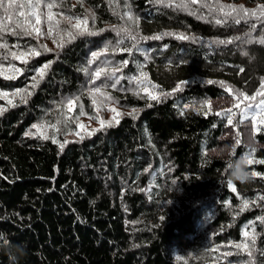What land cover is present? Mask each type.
<instances>
[{
  "label": "trees",
  "instance_id": "obj_1",
  "mask_svg": "<svg viewBox=\"0 0 264 264\" xmlns=\"http://www.w3.org/2000/svg\"><path fill=\"white\" fill-rule=\"evenodd\" d=\"M54 2L60 24L52 37L43 18L39 37L0 32V43L8 45L0 48V73L22 70L15 79L0 75V93L7 92L16 105L0 98V108L7 109L0 115V241L26 244L21 264H264V223L257 219L264 216V200L251 202L264 195V164L247 165L261 175L233 183V192L225 162L249 152L264 160V131L254 132L250 119L239 122L244 104L264 97L240 98L241 109L233 108L236 127L215 114L237 102L221 81L254 95L264 80V44L258 42L264 18L225 15L220 8L252 11L264 0ZM10 11L14 27L24 18ZM128 11L138 25L124 16ZM5 19L0 9V21ZM78 19H87L94 34L69 38L65 30L76 31ZM250 25L256 31L246 42ZM157 35L162 39H142ZM29 48L40 55L28 57L27 64L12 58V52ZM93 52L101 55L93 60ZM123 60L128 65L121 67ZM47 63L43 80L29 87ZM96 88L101 92L94 105ZM21 89L32 92L26 102L11 96ZM205 100L211 101L208 115ZM112 108L120 113L119 124L91 136L79 127L86 120L100 129L95 117L112 120ZM34 124L44 125L41 132ZM224 144L231 146L224 159L209 157L208 149ZM245 198L249 207L241 211ZM242 241L251 256L234 247ZM0 264H10L3 251Z\"/></svg>",
  "mask_w": 264,
  "mask_h": 264
},
{
  "label": "snow or ice",
  "instance_id": "obj_2",
  "mask_svg": "<svg viewBox=\"0 0 264 264\" xmlns=\"http://www.w3.org/2000/svg\"><path fill=\"white\" fill-rule=\"evenodd\" d=\"M125 4L127 5V0H124ZM157 2H160V0H157ZM191 2L193 4L197 3V0H191ZM58 5L54 2V0H28V3H20V4H16L15 0H0V9H3L4 13L6 14V19L3 21H0V32H11L12 34L16 35L19 34L17 32V30H20L22 32H24L25 34L28 35H32L33 33H35L36 36H42L43 33L41 32L40 28L37 27V25H40L42 23V18L44 20V22L48 23V36L52 37L53 32L57 31L59 33V24L60 21L56 19V16L58 15L57 13L53 12V9L56 8ZM206 7L208 5H205ZM46 9V13L45 12H41V8ZM177 7H186V5H177ZM14 9L15 11L19 12V15L21 17H23V21H15V26L11 27L10 25L13 22V15L14 12L10 11ZM221 11H223L225 13V15H232V13H242L243 14V18H255V19H261L264 18V4H260L257 6V8L255 10L249 11L248 9H245L243 7L237 9L235 7H229L227 9L224 8V6H221L220 8ZM124 16L127 17L128 20L133 21L134 23H136L138 25L139 21L138 19H136L135 17H133V15L131 14V11L125 12ZM33 18L35 20V23H33ZM53 21L55 23H53ZM68 22L71 24L72 20L71 18H68ZM217 24L221 23L219 20L216 21ZM236 23L239 24L240 20L237 19ZM262 23H264V20H262ZM73 28L76 29V31H67L65 30V34L69 37V38H75L76 35H83V34H89L92 35L94 34L88 27V20L84 19V20H76L75 24H73ZM250 29L251 31H249L248 33H246V35L249 37V41L246 42H251L252 40V32L256 31V26L255 25H250ZM121 31H125V29H121ZM165 35H173L172 33H166ZM177 39H181V40H187L189 39L187 36H181V35H177L176 37ZM0 39H2V37H0ZM61 40H63V37H60ZM131 39L135 40L136 37L132 36ZM142 39H147V40H151V39H155V40H160L162 39L161 36L157 35V36H149V37H143ZM235 39H241L240 37H235L233 38ZM56 41L54 40V43ZM259 43L264 44V37H262L259 41ZM119 43H123V41H119ZM220 44H231L233 43V40H227V41H219ZM8 45L7 43H0V48H4L7 49ZM58 47H63V43L58 44ZM44 51H48V49L45 47ZM124 51L127 52H131V49H124ZM245 55H247V53H244ZM40 55V53L38 51H36L33 48H29L27 51H20L19 53L17 52H12L11 56L13 59H18L20 60L22 63L27 64L28 63V57L30 56H38ZM101 55V53L99 52H93L92 53V59L96 60L99 56ZM128 65V60H123L121 62V67L123 66H127ZM51 64L47 63L45 65H43V67L39 68L36 71V76L32 77L33 79V83L29 86L31 88H35L37 86V84L39 83L40 80H43L44 75L47 71L48 68H50ZM116 71H120V68L118 67L116 69ZM239 71L242 73L244 71L243 68H240ZM22 70L20 68H15V67H10L8 69H5L2 73H0V75H3L5 79H15L17 77V75L21 74ZM103 73V70H97L94 75L96 78H99ZM142 76H145L146 78V74L141 73ZM37 77L39 79H37ZM143 81H141L142 83ZM183 83V82H182ZM208 83H212V81H209ZM221 86L224 87L225 91H227L229 93V95H231L233 97L234 101H237L236 103L233 104L232 107L226 108L224 111L222 112H216L215 114L219 117V116H224L227 119V123L229 126H233L236 127V123H234L233 117L236 116V112L233 111V108L235 109H241V97L243 98V101H252L255 102L257 101V97H264V80L261 81L259 88L257 89V91L255 92L254 95H249L246 94L243 90H234L233 88L228 87L223 81L220 82ZM153 88H155V85L152 86ZM181 87V85H177L176 88L174 90L178 91L179 88ZM145 91H147V88H145ZM101 92V90L99 88H96L91 95L93 96V104L95 105L97 103L95 97L97 95H99ZM32 92L28 91V89H21V90H17L13 93H11L12 97H20L21 100H25L26 96H31ZM167 95V94H166ZM0 98H4L7 99L8 104L12 107H15L16 105L13 104V100L9 99V94L7 92H2L0 93ZM105 99H108V97L105 96ZM150 99L156 100L158 99L157 96L155 95H150ZM74 102L73 101H69V105H72ZM203 106L207 107L208 111L206 113H204L205 115L211 114L212 112V107H211V101L205 100L203 102ZM7 109L6 108H0V115L3 114V112H5ZM71 110V109H70ZM97 111H99V109H97ZM110 111L113 113V117L112 120L110 121H104L102 119L99 118V116L95 117V119H97V121L100 124V129H93L92 132H87L84 129L83 125H79V127L85 131V134L88 136L94 135L95 132L105 128V127H111L113 122H115V124H119L120 121L118 119V117L120 116V113L116 111L115 108L110 109ZM133 112H135V110H133ZM248 113H251V116L249 117ZM81 115H83V111H81ZM135 118V117H133ZM246 119H250L251 123H252V129L254 132H262L264 131V128H261L260 126H264V99H260L257 103H247L244 104L243 109H241L240 111V121L242 122L243 120ZM237 122V123H239ZM33 128L37 129V132H41V129L44 127V125H36L34 124L32 126ZM25 135H32L31 132H27L25 133ZM77 136H79V138L81 140L84 139V136H81L79 133H76ZM41 136L43 139H48L49 137L47 136L46 132H42ZM237 137H239V133H237ZM52 142L53 143H58V141L55 139V136L52 137ZM240 140L237 139L235 141V143L238 145L240 144ZM68 143L67 141H65L64 144H60L59 147L61 149V151H63L65 144ZM232 155H235V150H233ZM245 160H246V164L247 165H252L253 163H259V164H264V160H256L253 158L252 152H249L248 154H246L244 156ZM251 177H257L260 176L261 174L256 172L255 170H252L251 172ZM228 187L235 192L236 191V187L234 186V184L230 181H228ZM257 200H264V195H257L255 197L254 200H252V203H255ZM249 199L245 198L242 200V207H241V211H244L245 209H247L249 207ZM257 219H259L261 221V223H264V216H260ZM245 237L249 236L248 232L244 233ZM0 239H4V236L2 234H0ZM7 242V241H6ZM255 245V237H253V247ZM234 247L237 249H243V250H247L249 252V256L252 255V250L250 249L249 245L245 242L242 241L240 243H236L234 244ZM232 253H226V255H231ZM261 254H264V250H262ZM249 264H251V261L249 262Z\"/></svg>",
  "mask_w": 264,
  "mask_h": 264
},
{
  "label": "clouds",
  "instance_id": "obj_3",
  "mask_svg": "<svg viewBox=\"0 0 264 264\" xmlns=\"http://www.w3.org/2000/svg\"><path fill=\"white\" fill-rule=\"evenodd\" d=\"M231 152V146L224 144L213 146L208 149L209 157L224 159ZM228 169V181L246 184L251 179V173L248 170L244 156L232 159L231 156L225 161ZM0 251L10 258V264H21V261L27 256V246L21 242L14 244L11 241H0Z\"/></svg>",
  "mask_w": 264,
  "mask_h": 264
},
{
  "label": "rangeland",
  "instance_id": "obj_4",
  "mask_svg": "<svg viewBox=\"0 0 264 264\" xmlns=\"http://www.w3.org/2000/svg\"><path fill=\"white\" fill-rule=\"evenodd\" d=\"M110 120V117L107 116L106 117V121H109ZM85 122L84 124V129H87V132H91L93 129L96 128V125H93L92 123H88L86 120H83Z\"/></svg>",
  "mask_w": 264,
  "mask_h": 264
}]
</instances>
